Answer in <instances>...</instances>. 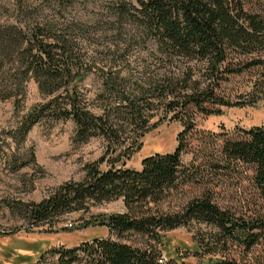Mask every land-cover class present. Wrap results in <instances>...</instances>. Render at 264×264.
<instances>
[{
  "label": "trees",
  "instance_id": "trees-1",
  "mask_svg": "<svg viewBox=\"0 0 264 264\" xmlns=\"http://www.w3.org/2000/svg\"><path fill=\"white\" fill-rule=\"evenodd\" d=\"M44 1L50 9V0H11L0 20V100H13L18 110L31 79L46 97L21 116L15 140L24 141L38 122L70 119L74 143L102 137L108 151L85 165L83 178L18 204L20 210L31 228H52L65 213L120 199L123 213L103 214L84 226L143 238L138 245L95 236L51 246L44 252L56 257L54 264H264V122L237 128L235 136L200 132L204 145L190 164L181 159L196 114L264 102V0H101L96 3L103 13L87 28L55 18L60 11L45 13ZM103 21L116 39L87 50L90 29ZM246 71L252 73L246 89L230 99L221 84ZM96 74V101L88 102L80 85ZM158 112L181 122L176 148L143 157L139 169L126 166L158 124ZM28 163L15 160L13 169ZM190 183L202 189L180 209L160 208ZM223 185L235 204H221ZM181 227L192 233L191 244L171 247L167 231Z\"/></svg>",
  "mask_w": 264,
  "mask_h": 264
},
{
  "label": "rangeland",
  "instance_id": "rangeland-1",
  "mask_svg": "<svg viewBox=\"0 0 264 264\" xmlns=\"http://www.w3.org/2000/svg\"><path fill=\"white\" fill-rule=\"evenodd\" d=\"M11 0H0V20L8 13ZM95 4L86 3V0H69L70 5L62 7L57 0H50V9L45 5V13L55 18L68 19L82 23L85 28L94 24L91 17L100 18L103 10L99 8L101 0H93ZM36 4H40L38 1ZM60 15V17H59ZM100 20V19H98ZM87 25V26H86ZM90 29L92 37L86 40L87 50H101L104 45L116 39L108 29L109 25L99 22ZM104 30V31H103ZM257 69V68H256ZM251 71L233 74L223 82V92L230 98L238 97L246 89ZM99 76L90 75L80 85V90L86 94L88 102L96 101L95 96L99 87ZM26 96L21 107L17 110L13 100H0V264H54L56 257L50 252H44L51 246H74L85 239L95 236L109 237L138 245L143 241L141 234L124 232L122 236L108 233L105 226L84 222L94 220L97 216L108 213H123L125 205L120 199L108 202L89 204L87 211H73L63 215L58 223L49 226L31 228L23 211L18 204L22 202H36L50 194L55 187L67 180H78L84 176V167L100 156L107 153V141L102 137H92L86 142H73L74 123L72 120L41 121L27 133L24 141L17 143L13 134L21 116L30 110L37 102L46 97L37 89L34 79L26 84ZM195 125L192 132L185 135L187 149L182 153V162L186 165L192 162V154L196 147L204 145L206 137L200 140V132L221 133L229 132L233 136L238 134L237 128H248L264 122V102L256 106L222 107L220 115H195ZM153 121H158L142 138L141 148L126 159V166L132 169L141 167V159L151 153L173 151L178 144V133L182 131L180 121L163 118L158 112ZM221 139L216 140L219 146ZM31 152L34 160L31 161ZM29 160L28 165L18 170L13 169L12 162ZM105 165L102 166L104 168ZM221 189L220 198L223 202L235 204L225 191ZM234 189V186L230 187ZM202 187L196 183L185 184L160 203L163 210H178L186 201L196 195ZM234 197V196H233ZM55 224V223H54ZM50 226V227H51ZM54 226V227H53ZM69 227V230L63 228ZM170 246L175 244L190 245L192 233L185 227L167 231ZM43 255L41 258L40 256ZM191 260V259H190Z\"/></svg>",
  "mask_w": 264,
  "mask_h": 264
}]
</instances>
